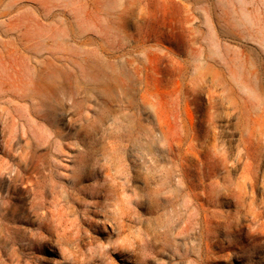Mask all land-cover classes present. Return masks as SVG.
Here are the masks:
<instances>
[{"label": "rangeland", "instance_id": "rangeland-1", "mask_svg": "<svg viewBox=\"0 0 264 264\" xmlns=\"http://www.w3.org/2000/svg\"><path fill=\"white\" fill-rule=\"evenodd\" d=\"M23 263L264 264V0H0Z\"/></svg>", "mask_w": 264, "mask_h": 264}, {"label": "bare ground", "instance_id": "bare-ground-1", "mask_svg": "<svg viewBox=\"0 0 264 264\" xmlns=\"http://www.w3.org/2000/svg\"><path fill=\"white\" fill-rule=\"evenodd\" d=\"M78 190H81V187L80 186H78V187H76ZM55 201V200H54ZM54 206H55V204H54ZM61 211H64L65 210V206H61ZM81 220V219H80ZM111 242V241H110ZM109 244V243H108ZM94 247V246H93ZM100 247V246H99ZM91 250V249H90ZM95 250V249H94ZM102 252H103V249L101 250ZM100 252V251H99ZM98 252V253H99ZM97 254V253H96ZM100 254V253H99ZM92 255V254H91ZM95 255V254H94ZM98 255V254H97ZM95 258V257H94ZM92 259V258H91ZM93 260V259H92ZM27 262V261H26ZM35 262V261H34ZM30 263V262H29ZM63 263V262H62ZM71 263V262H70ZM24 264V263H23Z\"/></svg>", "mask_w": 264, "mask_h": 264}]
</instances>
